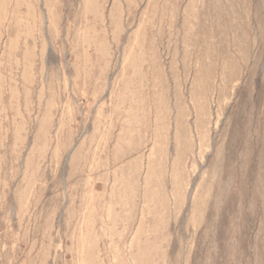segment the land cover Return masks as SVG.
<instances>
[{
    "label": "rangeland",
    "instance_id": "374dc122",
    "mask_svg": "<svg viewBox=\"0 0 264 264\" xmlns=\"http://www.w3.org/2000/svg\"><path fill=\"white\" fill-rule=\"evenodd\" d=\"M0 264H264V0H0Z\"/></svg>",
    "mask_w": 264,
    "mask_h": 264
}]
</instances>
